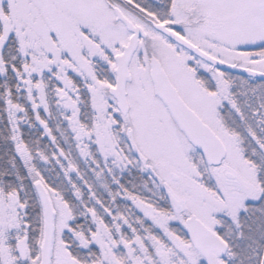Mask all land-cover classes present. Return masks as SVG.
<instances>
[{
	"label": "snow or ice",
	"instance_id": "6c2138e0",
	"mask_svg": "<svg viewBox=\"0 0 264 264\" xmlns=\"http://www.w3.org/2000/svg\"><path fill=\"white\" fill-rule=\"evenodd\" d=\"M0 264H264V0H0Z\"/></svg>",
	"mask_w": 264,
	"mask_h": 264
}]
</instances>
